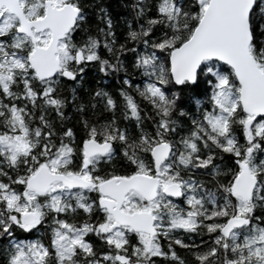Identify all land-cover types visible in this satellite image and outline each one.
<instances>
[{"label":"snow or ice","instance_id":"snow-or-ice-1","mask_svg":"<svg viewBox=\"0 0 264 264\" xmlns=\"http://www.w3.org/2000/svg\"><path fill=\"white\" fill-rule=\"evenodd\" d=\"M116 9L0 0V264H264V0Z\"/></svg>","mask_w":264,"mask_h":264},{"label":"trees","instance_id":"trees-1","mask_svg":"<svg viewBox=\"0 0 264 264\" xmlns=\"http://www.w3.org/2000/svg\"><path fill=\"white\" fill-rule=\"evenodd\" d=\"M116 2H117V0H112L113 10H117V9H116ZM199 239H200V238L197 237V241H199ZM204 239H205V240L208 239L207 235L204 236ZM176 250H177V252H178L181 256L190 259V254L187 252V250H185V249H180L178 246H177Z\"/></svg>","mask_w":264,"mask_h":264}]
</instances>
